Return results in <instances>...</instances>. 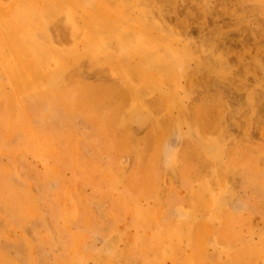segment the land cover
<instances>
[{
  "label": "rangeland",
  "instance_id": "rangeland-1",
  "mask_svg": "<svg viewBox=\"0 0 264 264\" xmlns=\"http://www.w3.org/2000/svg\"><path fill=\"white\" fill-rule=\"evenodd\" d=\"M0 264H264V0H0Z\"/></svg>",
  "mask_w": 264,
  "mask_h": 264
}]
</instances>
